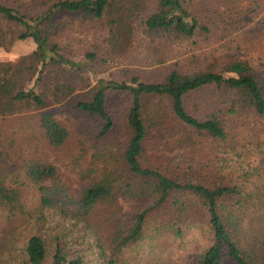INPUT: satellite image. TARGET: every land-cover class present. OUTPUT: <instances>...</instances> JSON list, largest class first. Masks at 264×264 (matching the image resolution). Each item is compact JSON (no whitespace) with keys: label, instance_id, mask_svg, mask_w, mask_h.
<instances>
[{"label":"trees","instance_id":"trees-1","mask_svg":"<svg viewBox=\"0 0 264 264\" xmlns=\"http://www.w3.org/2000/svg\"><path fill=\"white\" fill-rule=\"evenodd\" d=\"M70 15L102 22L114 57L128 52L138 31L151 40L194 44L209 31L188 0H0V48L28 37L36 43L15 62H0V114L38 111L55 147L70 135L57 114H80L81 124L89 119L78 129V189L42 160L29 162L14 179L0 170V211L22 219L21 228L0 237V264H132L128 250L146 240L194 233L206 244L189 264H264V229L245 226L250 203L264 205L256 180L264 175V139L245 128L247 118H264L261 72L248 60L210 53L195 54L191 70L174 67L156 81L96 78L97 55L73 58L58 40ZM13 23L25 30L17 33ZM118 95L127 106L124 138L113 137L109 111ZM152 99L164 100L165 109L146 111ZM155 129L169 131L165 146L173 156L150 160L145 154ZM4 155L0 150V162ZM98 207L111 227L106 241L89 221Z\"/></svg>","mask_w":264,"mask_h":264},{"label":"rangeland","instance_id":"rangeland-1","mask_svg":"<svg viewBox=\"0 0 264 264\" xmlns=\"http://www.w3.org/2000/svg\"><path fill=\"white\" fill-rule=\"evenodd\" d=\"M2 1L21 4L30 0ZM188 2L191 12L209 29L206 36L198 38L196 44L191 41L163 42L159 38L151 40L138 31L128 52L114 57L106 50L104 24L78 15L65 16L69 25L58 40L69 48L70 56L73 58H80L87 52L95 53L96 78L119 80L136 75L145 81H156L167 75L174 67L183 72L191 70L197 65L193 60L195 54L201 57L210 53L221 57L222 60H248L257 67L264 78V0H188ZM13 28L17 33L25 30V26L20 23H13ZM35 47L36 43L31 37L16 39L9 49L0 48V62H15ZM160 58L163 61H159ZM81 72L95 81L90 72ZM160 101L158 104L157 99H152V106L150 108L146 106V111H155L159 106H164L165 109L166 102ZM124 104L119 95L113 96L109 102V111L114 118V138H124L126 134L124 116L127 106ZM57 118L70 129L67 141L60 147L48 143L40 127L38 111L31 109L13 115L0 114V150L5 152L0 162V170L7 171L6 174L14 179L24 176L29 162L42 160L55 165L64 182L72 189H78L80 177L76 158L79 156L78 129L82 116L71 112L59 113ZM86 122H89V119H83L82 124ZM245 126L249 131L259 134V139H264V118L254 116L247 118ZM152 133L153 138L147 140L145 145V154L150 160H160L176 153L165 146L172 138L168 130L155 129ZM251 140L256 141V135H253ZM262 146L264 150V144ZM86 161L80 159L82 167L87 166ZM256 180L263 191L258 195L264 202V175ZM131 206V202L124 203L126 210ZM89 221L93 226L92 233L97 232L101 240L106 241L111 227L105 221L103 208L98 207L94 210ZM250 224L264 229V205L258 204L256 200L250 203L246 211L245 226L248 227ZM21 226V218L10 219L0 211V237ZM205 244V238L200 233L191 234L184 239H173L164 235L131 248L127 255L132 258V264H189L191 253ZM262 258L264 259V254Z\"/></svg>","mask_w":264,"mask_h":264}]
</instances>
